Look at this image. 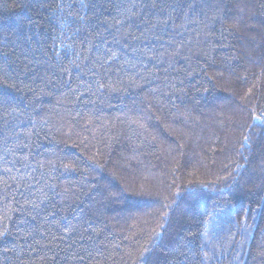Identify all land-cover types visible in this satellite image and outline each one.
Returning a JSON list of instances; mask_svg holds the SVG:
<instances>
[{
	"label": "trees",
	"instance_id": "trees-1",
	"mask_svg": "<svg viewBox=\"0 0 264 264\" xmlns=\"http://www.w3.org/2000/svg\"><path fill=\"white\" fill-rule=\"evenodd\" d=\"M253 112L264 0H0V264H264Z\"/></svg>",
	"mask_w": 264,
	"mask_h": 264
},
{
	"label": "snow or ice",
	"instance_id": "snow-or-ice-1",
	"mask_svg": "<svg viewBox=\"0 0 264 264\" xmlns=\"http://www.w3.org/2000/svg\"><path fill=\"white\" fill-rule=\"evenodd\" d=\"M83 19V17H81ZM115 53H113V56ZM112 57L110 56L109 59ZM105 87L104 84H99L98 88L103 89ZM6 102V100L4 101ZM253 121H262L264 122V117L261 115H257L255 112H253ZM253 129V124H249L248 129L245 130V135L242 137V144L241 147H251L252 142H253V137L256 136L257 134L252 131ZM68 167V166H65ZM243 165H237V169L242 168ZM238 174V173H237ZM235 179V177H233ZM143 194H151V193H143ZM108 197L110 199H118L119 198V193L118 192H109ZM65 231H71L69 228H65ZM5 232H0V236L5 235ZM161 233L160 232H155L153 233V236L149 238L148 242L143 246L142 250L139 252L138 256L136 257L137 264H148V257L150 253L153 250V246L156 243V240L160 237ZM264 255V253H261ZM180 253H177L175 256H173L172 260L169 262V264H179V258ZM81 260H83V257H80ZM154 264H158V262H154Z\"/></svg>",
	"mask_w": 264,
	"mask_h": 264
}]
</instances>
